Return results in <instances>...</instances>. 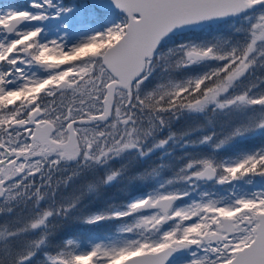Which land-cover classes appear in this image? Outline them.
<instances>
[{
	"label": "snow or ice",
	"instance_id": "obj_1",
	"mask_svg": "<svg viewBox=\"0 0 264 264\" xmlns=\"http://www.w3.org/2000/svg\"><path fill=\"white\" fill-rule=\"evenodd\" d=\"M255 6L264 0H27L24 6L0 0V203L8 212L14 202L38 205L48 189L54 191L52 174L62 162L102 164L130 149L145 155L144 141L167 124L166 114L212 106L213 112L244 115L214 144L217 149L264 130V90L244 84L264 68V12L244 17L251 22L234 28L239 39L162 50V41L183 26ZM194 66L204 71L179 82L171 76ZM157 69L167 80L144 88ZM168 139L172 135L152 148ZM254 177L264 182V147L223 160H189L178 176L190 188L202 180L253 184ZM160 188L124 210L84 219L95 224L131 217L112 243L79 251L67 239L45 252L41 264H264V187L232 190L221 199L205 192L185 206L174 202L187 191ZM74 203L35 212L23 226H0V264H25L46 245L48 218L65 215ZM41 226L39 238L15 240Z\"/></svg>",
	"mask_w": 264,
	"mask_h": 264
},
{
	"label": "trees",
	"instance_id": "obj_2",
	"mask_svg": "<svg viewBox=\"0 0 264 264\" xmlns=\"http://www.w3.org/2000/svg\"><path fill=\"white\" fill-rule=\"evenodd\" d=\"M264 11V6H258L255 10L240 15L234 19L208 26L206 28L190 31L180 35H173L162 41V50L167 51L178 43L187 41L201 42L218 39H239V34L234 28L240 25H247L251 22L245 21L244 17L255 18L259 12ZM250 42V41H249ZM202 72V66H194L181 72L171 74L177 82L183 79L190 72ZM167 76L161 77L159 69L144 82L143 87L151 90L157 83L166 81ZM264 68L257 67L255 72L249 75L244 81L245 86L252 84L260 85L253 92L264 90ZM212 106L202 113H189L184 110L178 113L177 117H169L166 114L167 124L160 127L157 133L148 137V148L161 139H168L167 143L159 147V151L145 157L139 153H125L120 158L108 160L105 163H95L85 168L70 167L53 172V189H48V196L42 197L39 204L35 201H21L14 203L11 212L7 207L0 206V226L10 227L23 226L25 222H31L35 212L49 210L64 206L75 201L63 216L53 215L48 218V227L51 230L46 237V245L42 246L25 264H41L45 252H53L64 240L86 241L92 236H106L112 232L117 223L123 220L105 219L95 224H88L84 219L97 214L111 213L121 210L135 195L145 194L154 189L153 175L159 173L164 179L181 182L178 178L180 170L186 166L189 160L212 159L214 161L228 159L238 156L242 152H248L264 147V130H256L240 137L217 149L216 142L223 139V136L232 130L234 126L244 119V115L237 112L224 113L220 110L213 112ZM215 134L210 142L197 146L202 137ZM146 144V143H145ZM189 144V146H187ZM151 145V147H150ZM153 149V148H152ZM161 160V161H160ZM111 172L118 174L111 181H106L107 175ZM37 177V183H39ZM91 185V187H89ZM211 191H219L218 197H223L224 188L216 185H209ZM200 182H195L191 189H201ZM41 228L30 230L16 237L15 240L39 238ZM16 246V245H14Z\"/></svg>",
	"mask_w": 264,
	"mask_h": 264
},
{
	"label": "rangeland",
	"instance_id": "obj_3",
	"mask_svg": "<svg viewBox=\"0 0 264 264\" xmlns=\"http://www.w3.org/2000/svg\"><path fill=\"white\" fill-rule=\"evenodd\" d=\"M26 2H27V0H16L13 3H16V4H19L21 6H24L26 4ZM259 13H261V12H259ZM47 26H49V25H46V27ZM50 59H53L54 60V58H50ZM199 73H201V72H197L196 74L189 73L190 75L188 74L183 79H187L189 76H194V75H197ZM145 123H147L146 120H145ZM258 184H260V185H258ZM260 187H264V182H262L260 180V178L257 180V182H254L253 184H245L243 182H241V183L240 182H236L235 184H232V185L228 184V188L230 189V191L234 190L238 194L245 193V192H251V191H258ZM181 206H185V204L184 205H181ZM189 222H185V223H189ZM168 225L167 226H164V227L167 229L168 227L172 226V224H170V223ZM120 228H121V226L117 228V233L116 234H112V235H109L107 237H102V238L95 237V238H92V239L88 240L86 243H82L80 241H74L75 242V245L77 246V248H78L79 251H87V250H90V248L92 246H94L95 244L108 245L109 243H112L113 241H115L116 239H118L121 235H123V234L120 233Z\"/></svg>",
	"mask_w": 264,
	"mask_h": 264
},
{
	"label": "flooded vegetation",
	"instance_id": "obj_4",
	"mask_svg": "<svg viewBox=\"0 0 264 264\" xmlns=\"http://www.w3.org/2000/svg\"><path fill=\"white\" fill-rule=\"evenodd\" d=\"M204 143H198L197 146H202ZM187 146H189V144H187ZM127 151V150H125ZM78 160V159H77ZM75 160V161H67V162H63V164L65 166H68L70 164H73L75 162V165H77L78 167H84L88 164H92V162H81V160ZM111 160V159H109ZM108 161V160H107ZM161 161V160H160ZM153 179H154V183L155 185L159 186L160 188V185H162L164 182H167L168 180L167 179H164L159 173H156L155 175L152 176ZM165 189L164 190H167V191H171V192H179V191H187L189 193V185L187 183H184L183 181L181 182H177V183H171V184H167L165 185ZM160 191H163V190H160ZM159 192V191H158ZM145 195L144 194H138V195H135L131 200L130 202H128L127 204L131 203L132 201L136 200V199H139V198H143ZM186 202V199L185 197L182 199V202L178 203L177 206H181V205H184ZM126 204V205H127ZM126 205L124 206V209L126 207ZM152 212H149V214H151Z\"/></svg>",
	"mask_w": 264,
	"mask_h": 264
},
{
	"label": "water",
	"instance_id": "obj_5",
	"mask_svg": "<svg viewBox=\"0 0 264 264\" xmlns=\"http://www.w3.org/2000/svg\"><path fill=\"white\" fill-rule=\"evenodd\" d=\"M253 9V8H252ZM251 10V9H249ZM249 10H246V11H249ZM245 11V12H246ZM242 14V13H241ZM230 17H233V16H229V17H225V18H217V19H212V20H208V21H203V22H197L195 24H192V25H188V26H183L177 30H175L173 33H170L169 36L171 35H177V34H181V33H184V32H188V31H193V30H198L199 28L203 27L204 25H207V24H213V23H216V22H219V21H222V20H226ZM235 17V16H234ZM168 36V37H169ZM167 38V37H166ZM165 38V39H166ZM149 211V210H147Z\"/></svg>",
	"mask_w": 264,
	"mask_h": 264
}]
</instances>
